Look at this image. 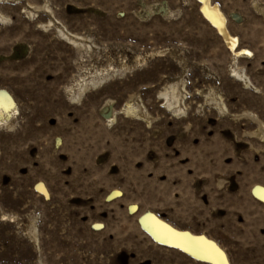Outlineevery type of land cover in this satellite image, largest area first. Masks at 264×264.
Returning a JSON list of instances; mask_svg holds the SVG:
<instances>
[{
    "label": "rangeland",
    "instance_id": "374dc122",
    "mask_svg": "<svg viewBox=\"0 0 264 264\" xmlns=\"http://www.w3.org/2000/svg\"><path fill=\"white\" fill-rule=\"evenodd\" d=\"M215 1L251 59L194 0H0V264H207L147 211L264 264V0Z\"/></svg>",
    "mask_w": 264,
    "mask_h": 264
},
{
    "label": "bare ground",
    "instance_id": "6f19581e",
    "mask_svg": "<svg viewBox=\"0 0 264 264\" xmlns=\"http://www.w3.org/2000/svg\"><path fill=\"white\" fill-rule=\"evenodd\" d=\"M194 1L197 2L199 5V11L203 20L206 21L208 25L216 31L217 35L221 38L226 50L233 56L234 60L243 59V58L251 59L254 56L249 49L241 47V39L238 36L233 35L231 33L228 17L226 16L221 5L217 1L215 0H194ZM233 73L235 77L241 79V81L243 80L246 83H248V79L246 77L244 78V76H242L239 72L233 70ZM13 105H15V107H13ZM15 110L17 111V107L12 95L9 92H7V90L0 89V122H6L8 119H10L11 113ZM37 189L42 191V193L48 194L47 190L44 188L42 184L40 185L38 184ZM116 193H120V195H117ZM251 193L256 200H258L264 205V186L255 185L252 188ZM121 195H122L121 192L114 191L108 196V201H111ZM129 210H131L132 213H135L137 207L131 206ZM138 222L142 230L145 233H147L149 237L157 244L179 250L186 256L196 261L207 264H214V261L202 258L201 254L192 247H188L187 250L184 247H179V248L175 247L173 242L165 238V230L159 228L157 222L163 225H167L169 228L174 229L178 233L187 234V236L178 238L176 242L187 243L189 238L204 237L208 241L215 243L225 254L227 258V264H231L226 252L222 249V247L216 241L212 240L206 235L203 234L197 235L188 230L177 229L173 225H171L170 223H168L167 221L163 220L158 215L150 211L143 213L139 217ZM99 227L100 225H96V228L99 229Z\"/></svg>",
    "mask_w": 264,
    "mask_h": 264
},
{
    "label": "snow or ice",
    "instance_id": "6c2138e0",
    "mask_svg": "<svg viewBox=\"0 0 264 264\" xmlns=\"http://www.w3.org/2000/svg\"><path fill=\"white\" fill-rule=\"evenodd\" d=\"M15 107V105H13ZM120 195V193H116ZM158 227L165 230V238L174 243L175 247H184L186 250L188 247L196 249L204 259L214 261V264H227V258L221 249L213 242L208 241L204 237L189 238L188 242H176L178 238L187 236L176 232L174 229L169 228L167 225L157 222Z\"/></svg>",
    "mask_w": 264,
    "mask_h": 264
},
{
    "label": "crops",
    "instance_id": "0c3cea01",
    "mask_svg": "<svg viewBox=\"0 0 264 264\" xmlns=\"http://www.w3.org/2000/svg\"><path fill=\"white\" fill-rule=\"evenodd\" d=\"M258 201V200H257ZM259 202V201H258ZM261 203V202H260Z\"/></svg>",
    "mask_w": 264,
    "mask_h": 264
}]
</instances>
